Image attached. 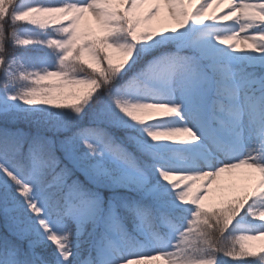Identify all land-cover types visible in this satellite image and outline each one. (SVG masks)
<instances>
[{"label": "snow or ice", "instance_id": "obj_1", "mask_svg": "<svg viewBox=\"0 0 264 264\" xmlns=\"http://www.w3.org/2000/svg\"><path fill=\"white\" fill-rule=\"evenodd\" d=\"M154 262L264 264V0H0V264Z\"/></svg>", "mask_w": 264, "mask_h": 264}, {"label": "trees", "instance_id": "obj_2", "mask_svg": "<svg viewBox=\"0 0 264 264\" xmlns=\"http://www.w3.org/2000/svg\"><path fill=\"white\" fill-rule=\"evenodd\" d=\"M222 259H227V258H222ZM154 264H158V262H154Z\"/></svg>", "mask_w": 264, "mask_h": 264}, {"label": "rangeland", "instance_id": "obj_3", "mask_svg": "<svg viewBox=\"0 0 264 264\" xmlns=\"http://www.w3.org/2000/svg\"><path fill=\"white\" fill-rule=\"evenodd\" d=\"M209 11H211V9H210ZM214 187H215V186H214Z\"/></svg>", "mask_w": 264, "mask_h": 264}]
</instances>
